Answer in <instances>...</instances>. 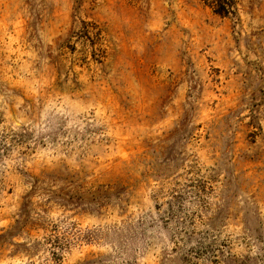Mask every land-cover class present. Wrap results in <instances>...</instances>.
Masks as SVG:
<instances>
[{
    "label": "rangeland",
    "instance_id": "rangeland-1",
    "mask_svg": "<svg viewBox=\"0 0 264 264\" xmlns=\"http://www.w3.org/2000/svg\"><path fill=\"white\" fill-rule=\"evenodd\" d=\"M0 264H264V0H0Z\"/></svg>",
    "mask_w": 264,
    "mask_h": 264
},
{
    "label": "trees",
    "instance_id": "trees-1",
    "mask_svg": "<svg viewBox=\"0 0 264 264\" xmlns=\"http://www.w3.org/2000/svg\"><path fill=\"white\" fill-rule=\"evenodd\" d=\"M221 17H236L239 0H199Z\"/></svg>",
    "mask_w": 264,
    "mask_h": 264
}]
</instances>
